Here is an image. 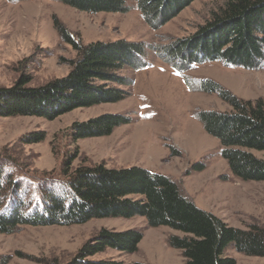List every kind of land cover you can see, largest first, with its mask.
I'll list each match as a JSON object with an SVG mask.
<instances>
[{
	"label": "rangeland",
	"instance_id": "obj_1",
	"mask_svg": "<svg viewBox=\"0 0 264 264\" xmlns=\"http://www.w3.org/2000/svg\"><path fill=\"white\" fill-rule=\"evenodd\" d=\"M126 0V12H86L58 0H0V87H11L28 75L26 87L39 86L70 70L76 56L54 27L58 21L80 44L124 39L143 44L137 58L145 65L119 70L129 84H117L129 94L117 102L78 107L54 119L34 115L0 116V153L14 157L18 178L32 183L43 175L62 178L64 154L77 150L72 167L103 162L108 168L141 166L169 176L199 208L230 226L264 227V181L241 180L222 158L219 140L208 134L197 114L230 110L217 93L200 89L211 80L236 96L264 99V63L246 69L213 60L187 66L166 48L192 36L208 22L224 0H193L156 29L147 25L136 5ZM122 113L130 121L105 136L73 140L68 128L103 113ZM43 131L39 142L22 143L24 133ZM261 158L264 151L252 150ZM199 168V169H198ZM138 198L139 195H130ZM139 229L143 237L135 252L106 247L89 260L111 258L147 264H187L182 250L168 244L170 235H184L168 226L151 227L144 216L92 218L82 224L33 226L22 224L0 232V264H64L100 229ZM224 256L236 264H264V257L245 255L232 244Z\"/></svg>",
	"mask_w": 264,
	"mask_h": 264
},
{
	"label": "trees",
	"instance_id": "obj_2",
	"mask_svg": "<svg viewBox=\"0 0 264 264\" xmlns=\"http://www.w3.org/2000/svg\"><path fill=\"white\" fill-rule=\"evenodd\" d=\"M16 1V0H8ZM20 1V0H19ZM86 12H126V0H58ZM193 0H137L142 19L156 29L166 24ZM63 41L76 51L68 59L69 72L39 86L26 87L28 75L11 87H0V116L34 115L54 119L78 107L117 102L129 92L110 82L129 84L119 73L124 66L145 65L137 56L143 44L118 39L95 41L85 45L54 21ZM172 50V51H170ZM166 51L184 66L222 60L246 69L264 63V0H224L204 25L192 36L178 40ZM200 89L217 93L230 110H201L198 120L204 130L216 137L220 154L230 171L241 180L264 181V158L252 150L264 151V99L246 100L211 80ZM130 117L122 113H103L68 128L73 140L109 135ZM43 131L20 136L24 144L43 140ZM77 150L63 155L62 178L43 175L32 183L18 178L20 164L12 156L0 153V232L9 233L17 226L82 224L92 218L144 216L151 227L168 226L184 235H170L168 244L182 250L187 264H236L224 256L226 246L245 255L264 257V227L228 225L211 212L199 208L185 196L169 176L141 166L108 168L103 162L72 167ZM199 169V168H198ZM130 195H139L138 198ZM143 234L139 229L102 228L64 264H147L111 258L89 260L106 247L132 253Z\"/></svg>",
	"mask_w": 264,
	"mask_h": 264
}]
</instances>
